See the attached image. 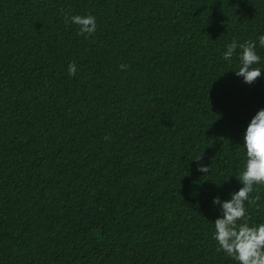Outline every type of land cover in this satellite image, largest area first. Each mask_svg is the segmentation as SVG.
Instances as JSON below:
<instances>
[{
  "label": "trees",
  "instance_id": "16d2710c",
  "mask_svg": "<svg viewBox=\"0 0 264 264\" xmlns=\"http://www.w3.org/2000/svg\"><path fill=\"white\" fill-rule=\"evenodd\" d=\"M0 264H264V0H0Z\"/></svg>",
  "mask_w": 264,
  "mask_h": 264
}]
</instances>
